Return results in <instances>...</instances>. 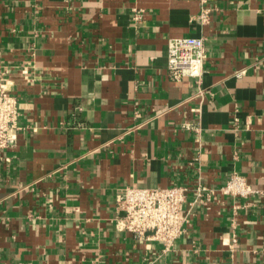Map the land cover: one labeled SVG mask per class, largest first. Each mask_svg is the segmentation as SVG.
<instances>
[{"label":"crops","instance_id":"obj_1","mask_svg":"<svg viewBox=\"0 0 264 264\" xmlns=\"http://www.w3.org/2000/svg\"><path fill=\"white\" fill-rule=\"evenodd\" d=\"M183 36L205 39L200 83L168 74ZM0 73L20 112L0 264H264V0H0ZM233 173L259 192L222 195ZM175 184L172 248L117 228L121 188Z\"/></svg>","mask_w":264,"mask_h":264},{"label":"built area","instance_id":"obj_2","mask_svg":"<svg viewBox=\"0 0 264 264\" xmlns=\"http://www.w3.org/2000/svg\"><path fill=\"white\" fill-rule=\"evenodd\" d=\"M210 11V8L203 7L199 19L208 22ZM134 17L139 18L140 14L136 12ZM168 50L169 76L174 80L191 77L200 83L208 56L205 39L200 36L173 37L169 40ZM202 93L201 89L199 94ZM19 114L18 99L9 90L6 75L0 73V150L16 145L20 130ZM185 127L198 130V127L189 123ZM204 190L208 188L199 185L194 191L201 198ZM189 191L190 188L184 184L163 188H121L116 195V205L124 214L118 218L116 226L120 230L132 232L137 238L149 237L160 241L164 251H168L185 231L181 207ZM219 191L233 198H248L259 192L239 173H233Z\"/></svg>","mask_w":264,"mask_h":264}]
</instances>
